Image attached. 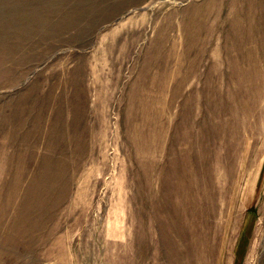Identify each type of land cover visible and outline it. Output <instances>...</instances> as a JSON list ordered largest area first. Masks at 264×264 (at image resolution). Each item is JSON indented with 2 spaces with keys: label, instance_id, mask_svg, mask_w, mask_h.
<instances>
[{
  "label": "rangeland",
  "instance_id": "obj_1",
  "mask_svg": "<svg viewBox=\"0 0 264 264\" xmlns=\"http://www.w3.org/2000/svg\"><path fill=\"white\" fill-rule=\"evenodd\" d=\"M0 264H264V0H0Z\"/></svg>",
  "mask_w": 264,
  "mask_h": 264
}]
</instances>
